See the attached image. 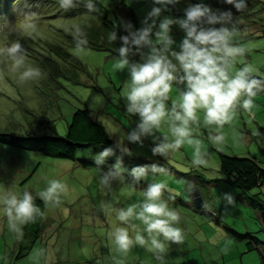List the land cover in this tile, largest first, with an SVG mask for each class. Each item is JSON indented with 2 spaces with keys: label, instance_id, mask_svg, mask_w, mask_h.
I'll use <instances>...</instances> for the list:
<instances>
[{
  "label": "rangeland",
  "instance_id": "374dc122",
  "mask_svg": "<svg viewBox=\"0 0 264 264\" xmlns=\"http://www.w3.org/2000/svg\"><path fill=\"white\" fill-rule=\"evenodd\" d=\"M99 1L110 11L112 20H115V9L120 5L132 8L136 20H122L131 21L136 28L141 26L140 21L152 7L151 0ZM198 2L200 0H181L177 5L178 14H171L183 16V9L189 3ZM204 2L213 9L231 10L233 19L239 20V39L248 50L243 62H238L235 67L238 69L247 63L256 70L254 74L264 73V0H248L247 8L242 12L224 3V0ZM58 7L55 0H27V5L23 0H0V21L7 19L15 23L16 31L9 40L21 41L28 57L26 63L39 66L36 61L43 60L41 54H48L44 50L49 42L62 43V32L72 33L75 26L85 27L96 20L80 8L58 11ZM33 12L40 14L35 28L26 26L23 19ZM183 35L178 26H173L172 36L177 44ZM69 52L88 68L90 76H84L83 80L89 82V87L65 80L55 83L40 66L44 75L22 82L18 78L19 72L13 69L12 59L0 56V133L23 138L36 136L43 130L41 125L50 122L63 137L68 134L74 112L86 108L95 120L101 122L115 143L123 133L135 129L139 117L130 116L124 110L129 73L126 69L120 71L116 68L115 59L118 57L111 52L84 47H72ZM95 84L99 85V91L92 88ZM179 87L183 88L182 85ZM173 101L179 102L175 88L170 93L169 102ZM199 116L197 138L201 140L202 150L210 154L209 165L193 166V146L188 144L167 159L154 156L151 149L155 144L161 142L165 135L171 139L168 126L164 124L156 133L159 139L142 137L143 146L124 141L131 150L132 159L143 158L145 162H150L149 166L156 164L166 169L164 173L149 172L147 179L134 186L129 174L133 160L127 159L130 165L124 168L129 171H125L123 182L110 179L105 186L101 185L100 178L109 170L80 167L82 160L94 163V155L103 151L100 149L83 148L78 152L77 159L72 161L0 145V196L9 192L19 195L24 190L37 196L36 193L52 179H59L67 185L59 204L46 203L43 233L37 244L29 248L28 255L18 261L17 255L26 250L22 249L21 241L27 223L17 221V228L12 229L0 202V264H160L147 247L134 245L126 251L121 250L110 235L121 223L116 219L115 210L139 203L143 199L142 191L153 180L168 183L171 191L166 192L163 198L180 213L179 226L185 235L182 244L169 246L167 264H261L264 251L248 250L250 240L239 242L227 229L251 235L264 243L263 215L246 203L238 188L222 181L219 169L220 154L250 158L264 169V93L255 98V105L250 111L237 108L235 117L221 129L224 136L222 142L208 139L202 110ZM109 159L110 156L106 158V163ZM190 182H195L200 189L204 204L211 205L213 209L211 212L196 206L190 194ZM226 194L234 197L233 206L221 202ZM249 194L260 195L264 202V186ZM130 235L134 233L130 231ZM30 244L28 242V246Z\"/></svg>",
  "mask_w": 264,
  "mask_h": 264
},
{
  "label": "clouds",
  "instance_id": "9594fccd",
  "mask_svg": "<svg viewBox=\"0 0 264 264\" xmlns=\"http://www.w3.org/2000/svg\"><path fill=\"white\" fill-rule=\"evenodd\" d=\"M23 2L27 5V0ZM55 2L59 6L58 11H69L81 6L87 10V14L98 10V0ZM151 3V10L140 21L139 28L131 21L120 22L126 34L119 37L121 46L117 49L119 56L115 59V66L129 73L124 93V110L130 116H138L139 122L135 129L121 135L115 148L131 155L125 140L143 146L142 137L159 139L156 133L162 125L167 124L171 139L167 135L163 136V140L151 149L152 154L167 159L184 144H188L193 146L192 165L207 167L210 154L202 150L201 140L197 138L200 111H203V124L208 127V139L222 142L224 136L221 129L235 117L237 108L250 111L255 105V98L264 93V73L254 74L256 70L247 63L238 69L235 67L238 62H243L248 49L239 39V20L233 19L231 10L213 9L204 0H200L198 3H189L183 9V16H174L171 14L172 9L181 0H151ZM224 3L232 5L238 12L248 6V0H224ZM39 16L35 12L27 14L23 18L25 25L35 28L39 24ZM173 26H178L184 33L179 44L173 39ZM15 31V23L7 19L0 21V56L6 55L12 59L13 69L19 72L20 81L36 80L44 75L43 68L39 60L36 62L42 69L26 63L28 57L21 41L9 40ZM67 33L62 32L63 42L57 44H65ZM69 34L76 40L77 48L87 45L86 34L79 25ZM107 38L116 41L117 30L110 31ZM135 54H139V62L130 61V56ZM35 57H39V54ZM21 68L24 70L19 71ZM59 80L63 79L52 81L58 83ZM181 85L182 89L179 87ZM174 88L179 94V102L170 103V93ZM27 112L30 113L29 110ZM113 152V147H106L94 155L93 161L98 171H102L100 166L106 163V158L113 155ZM125 171L129 170L117 159L109 172L100 178L101 185H108L110 179L123 182ZM165 171L162 166L152 164L136 166L129 174L134 186L147 179L149 172L157 174ZM189 190L190 194L198 192V196H191L199 209L205 207L209 212L213 210L211 205L204 204L203 195L195 182H190ZM66 191L67 185L64 182L52 179L36 195L45 204H59L61 194ZM170 191L166 181L153 180L142 191L143 199L139 203L115 210L116 219L121 223L110 235L121 250L126 251L134 245L145 246L156 254L160 264H167L169 246L180 245L185 240L184 230L179 226L180 213L163 198ZM199 200L202 201L201 206ZM0 202L9 226L14 230L17 221L34 222L37 216L44 215L29 190L19 195L9 192L6 196H0ZM221 202L230 206L235 203L231 194L224 195ZM130 231L134 235H130Z\"/></svg>",
  "mask_w": 264,
  "mask_h": 264
},
{
  "label": "trees",
  "instance_id": "16d2710c",
  "mask_svg": "<svg viewBox=\"0 0 264 264\" xmlns=\"http://www.w3.org/2000/svg\"><path fill=\"white\" fill-rule=\"evenodd\" d=\"M79 8L87 14V10L83 6ZM97 9L95 13L88 14L95 17L96 20L90 21L88 25L82 27V30L86 34L85 38L88 41L84 48L111 52L118 57L119 53L117 49L121 46L119 37L126 34L120 27V22L122 19H132L135 21L134 10L122 4L115 9V20H112L109 16L110 11L99 0L97 2ZM176 12L177 6L172 9L171 13L177 14ZM115 29L117 30V40L109 41L107 38L108 33ZM67 34L65 35L67 39L65 44H53L49 42L47 48L44 50L48 54H41L43 55V60H39V62L51 80L63 79L74 85L89 87V82L86 83L83 80L84 76H90L89 70L78 58L69 52L70 48L77 46L73 35ZM130 59L134 62H139L140 56L139 54H135L130 56ZM92 88L99 91L98 84L93 85ZM41 126L43 130L39 135L28 136L26 138L0 133V145L21 151L40 153L46 157L72 161L77 159L78 152L83 148L104 150L106 147H113L114 152L110 156L109 162L100 166L102 170H110V165H113L117 159L122 161L123 167L130 165V163H127V159L133 160L131 168L150 164V162H145L143 158L132 159L131 155L124 154L116 149L115 141L110 139L105 127L101 122L94 119L91 111L87 108L78 109L74 113L66 136H60L56 127L50 124V122ZM109 163L110 165H108ZM79 165L84 168L92 167L96 169L93 162L82 160ZM219 172L222 175V181L231 187L238 188L242 192V195H244L246 203L251 208L259 210L264 220L263 200L260 195L250 196L249 194L252 190L264 186V169L250 158H238L220 154ZM34 197L35 203L45 212V202L35 195ZM43 218L44 215L43 217L37 216L34 222H27L23 240L21 241L22 249L26 248V250L17 255L16 261L25 257L29 248L37 244L44 230L42 226ZM227 232L239 242L250 240L251 243H248V250L264 251V243L260 242L256 237L239 234L231 229H227ZM28 242L32 244L28 246ZM261 264H264V256H262Z\"/></svg>",
  "mask_w": 264,
  "mask_h": 264
},
{
  "label": "water",
  "instance_id": "95a60500",
  "mask_svg": "<svg viewBox=\"0 0 264 264\" xmlns=\"http://www.w3.org/2000/svg\"><path fill=\"white\" fill-rule=\"evenodd\" d=\"M192 194V193H191ZM194 197H196V196H198V192H196L195 194H192ZM198 204H200L199 206H201V204H202V201L201 200H199L198 201Z\"/></svg>",
  "mask_w": 264,
  "mask_h": 264
},
{
  "label": "crops",
  "instance_id": "0c3cea01",
  "mask_svg": "<svg viewBox=\"0 0 264 264\" xmlns=\"http://www.w3.org/2000/svg\"><path fill=\"white\" fill-rule=\"evenodd\" d=\"M152 255H156L155 253H151Z\"/></svg>",
  "mask_w": 264,
  "mask_h": 264
}]
</instances>
